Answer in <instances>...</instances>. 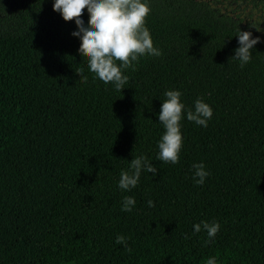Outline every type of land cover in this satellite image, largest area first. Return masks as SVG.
<instances>
[{
	"label": "trees",
	"instance_id": "16d2710c",
	"mask_svg": "<svg viewBox=\"0 0 264 264\" xmlns=\"http://www.w3.org/2000/svg\"><path fill=\"white\" fill-rule=\"evenodd\" d=\"M240 1L261 18L149 0L145 23L162 54L124 69L118 91L88 70L75 18L52 0H0V264H264V0ZM238 30L259 37L243 66L232 58ZM170 89L213 110L206 127L181 121L175 164L157 159ZM140 154L157 173L119 189ZM200 161L202 185L191 167ZM201 220L220 223L214 238L193 232Z\"/></svg>",
	"mask_w": 264,
	"mask_h": 264
},
{
	"label": "clouds",
	"instance_id": "9594fccd",
	"mask_svg": "<svg viewBox=\"0 0 264 264\" xmlns=\"http://www.w3.org/2000/svg\"><path fill=\"white\" fill-rule=\"evenodd\" d=\"M85 7L89 13L87 22L82 15ZM52 9L64 20L75 18L77 28L72 34L80 37L82 41L79 50L88 58V70L94 73L95 78L105 83L111 82L118 91L124 89L129 80V76L123 72L124 69L131 67L134 70V62L141 56L162 54L161 50L154 46L150 30L145 23V18L151 11L149 0H52ZM238 31V47L235 48L232 58L243 66L250 60V49L259 41V37H252L248 31ZM80 71L83 72L82 67ZM82 79L86 80L87 77L82 76ZM163 95L165 99L161 102L157 116L164 131L157 141V159L175 164L179 161L183 143L181 121L187 119L206 127L212 118L213 110L199 97L193 102V106L188 108L181 99L182 92L179 89L165 90ZM191 167L194 169V182L202 185L210 175L203 161L194 162ZM142 171L154 176L157 167L143 154L132 157L127 169H121L119 173L118 188L130 191L136 187ZM135 204L134 196H123L121 209L130 212ZM147 204L151 207L153 201L149 199ZM220 227L217 221L204 220L192 225L194 233L205 230L209 240L215 237ZM127 239L126 236L117 234L115 242L127 248ZM205 243H208V240ZM205 264H218L217 257H207Z\"/></svg>",
	"mask_w": 264,
	"mask_h": 264
},
{
	"label": "rangeland",
	"instance_id": "374dc122",
	"mask_svg": "<svg viewBox=\"0 0 264 264\" xmlns=\"http://www.w3.org/2000/svg\"><path fill=\"white\" fill-rule=\"evenodd\" d=\"M212 4L216 5L218 8L222 9L224 12L231 14H240L241 17L248 19V17L256 20L259 17V13L255 10L256 4H242L240 0H207ZM257 2V1H256Z\"/></svg>",
	"mask_w": 264,
	"mask_h": 264
}]
</instances>
